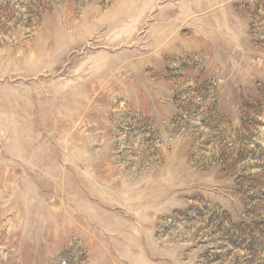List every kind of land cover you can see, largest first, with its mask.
Segmentation results:
<instances>
[{
	"label": "rangeland",
	"instance_id": "374dc122",
	"mask_svg": "<svg viewBox=\"0 0 264 264\" xmlns=\"http://www.w3.org/2000/svg\"><path fill=\"white\" fill-rule=\"evenodd\" d=\"M0 264H264V0H0Z\"/></svg>",
	"mask_w": 264,
	"mask_h": 264
}]
</instances>
